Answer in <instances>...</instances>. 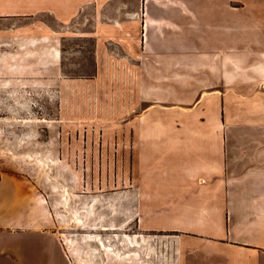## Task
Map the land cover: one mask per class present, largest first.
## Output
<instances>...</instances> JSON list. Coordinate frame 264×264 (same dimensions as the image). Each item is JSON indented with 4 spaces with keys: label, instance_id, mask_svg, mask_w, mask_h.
<instances>
[{
    "label": "crops",
    "instance_id": "0c3cea01",
    "mask_svg": "<svg viewBox=\"0 0 264 264\" xmlns=\"http://www.w3.org/2000/svg\"><path fill=\"white\" fill-rule=\"evenodd\" d=\"M90 12L76 34L94 37L96 74L120 57L127 109L168 101L175 114L129 123L175 128L134 133L133 172L154 180L117 200L55 202L2 173L0 264H264V0H0V46L57 44L49 24L14 20L47 14L70 29ZM77 205L88 213L66 222L60 207Z\"/></svg>",
    "mask_w": 264,
    "mask_h": 264
},
{
    "label": "rangeland",
    "instance_id": "374dc122",
    "mask_svg": "<svg viewBox=\"0 0 264 264\" xmlns=\"http://www.w3.org/2000/svg\"><path fill=\"white\" fill-rule=\"evenodd\" d=\"M91 12L71 23L70 29L47 14L14 20L19 26L49 24L57 32V44L0 46V176L16 174L55 202L96 197L117 200L133 182H152V172H133V135L139 127L141 133L149 128L167 134L175 128L129 123V117L138 112L151 118L175 114H170L168 101L147 111L127 109L120 57L116 64L106 61L101 74H96L95 39L76 34L89 32ZM37 26L23 33L36 35ZM109 48L122 53L116 45ZM177 116L185 117V108L179 107ZM60 208L67 214L66 222L71 220L69 210L75 208L82 214L89 210L83 205ZM153 240V234L146 233L147 245L152 246ZM146 259L152 261L153 253L147 252Z\"/></svg>",
    "mask_w": 264,
    "mask_h": 264
}]
</instances>
